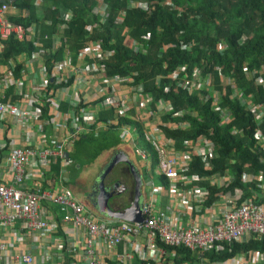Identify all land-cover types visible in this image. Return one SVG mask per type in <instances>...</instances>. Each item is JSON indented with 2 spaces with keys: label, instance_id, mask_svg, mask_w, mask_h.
Returning a JSON list of instances; mask_svg holds the SVG:
<instances>
[{
  "label": "built area",
  "instance_id": "built-area-1",
  "mask_svg": "<svg viewBox=\"0 0 264 264\" xmlns=\"http://www.w3.org/2000/svg\"><path fill=\"white\" fill-rule=\"evenodd\" d=\"M4 1L0 4V54L10 38L30 45L32 50L0 63V264H39L29 252L11 253L27 239L48 242L43 245L44 264H54L55 257L57 264H173L176 255L172 248L182 246L201 256L211 249L222 250L223 244L264 237V203L255 202L254 196L242 200L241 188L234 193H220L217 201L206 205L210 191L202 182L222 189L232 183L229 174L191 172L193 158L200 160L205 172L212 171L217 157L215 143L202 134L184 141L179 150L166 130L189 125L163 121L173 112L171 102L154 101L142 84H136L134 76L109 74L106 61L115 52L105 49L102 40L91 39L109 16L104 0H97L93 14L99 23L87 26L89 35L76 60L67 47L65 34L72 12L59 11L55 31L45 35L42 27H52V20L30 26L14 23L11 18L20 16L17 0ZM45 1H34L40 19ZM129 4V9L149 13L153 2ZM22 16L26 18L29 13L23 12ZM124 16L121 14L119 19ZM123 35L133 52H145L128 30ZM246 38L242 36L240 42ZM188 45L199 44L192 40ZM226 46L225 41H218L215 49L221 51ZM61 53L63 59L57 60ZM215 70L218 86L213 84L212 73L201 66H181L168 76L172 86L165 92L182 89L199 97L209 92L211 110L218 112L220 124H227L233 119L232 113L221 103L230 87L229 99L238 100L254 113L255 144L264 150V136L258 128L264 116V102H253L251 95L238 89L232 76L220 73L218 67ZM243 72L264 90V65L252 69L244 66ZM64 105L68 111L61 109ZM104 112L112 113V118L100 121ZM184 114L176 112L175 118H183ZM123 119L139 124L145 140L144 145L138 143L136 125L120 128L121 146L127 147L122 153L136 156L138 165L144 167L143 190L148 192L142 194L140 223L99 215L78 200L67 185L68 168L73 162L65 155L74 142L81 136H96L119 127ZM16 132L25 144L17 143ZM231 134L242 135V131L232 127ZM56 164L59 172L51 180ZM164 178L166 184H156V180ZM240 178L243 183L253 182L264 190L261 171L243 172ZM158 197L165 199L164 206H158ZM199 264L210 263L202 260ZM219 264H264V255L252 252L248 257L239 253Z\"/></svg>",
  "mask_w": 264,
  "mask_h": 264
},
{
  "label": "trees",
  "instance_id": "trees-1",
  "mask_svg": "<svg viewBox=\"0 0 264 264\" xmlns=\"http://www.w3.org/2000/svg\"><path fill=\"white\" fill-rule=\"evenodd\" d=\"M34 1L17 0L15 6L20 16L12 17L11 21L30 26L44 20H52V27H42L43 33L48 35L56 29L59 11L72 12V21L65 34L68 38L67 47L76 60L89 35L87 26L99 23L98 16L93 14L98 5L97 0H46L43 4V19L39 18V10ZM131 1L153 2L151 12L129 9ZM104 3L109 16L100 30L93 32L91 39L102 40L105 49L115 52L114 57L106 61L109 74L134 76L136 84H142L154 101L164 99L171 102L173 112L164 116L163 121H182L189 125L185 129L166 130L168 136L176 140L179 150L184 141L193 140L202 134L215 143L217 157L212 162V171L205 172L200 160L193 158L191 172L201 175L229 174L232 183L222 189L202 182L201 185L210 191L206 205L214 202L220 193L233 192L237 188L243 190V199L254 196L255 202L264 203V190L253 182L243 183L240 178L243 172L257 174L260 171L264 177V150L255 144L254 134L257 126L254 113L247 110L238 100L229 99L228 95L232 92L230 87L226 88L221 103L232 113L233 119L227 124H220L218 112L211 110L209 92L201 97L188 94L182 89L176 91L172 88L169 93L165 92V88L172 86L168 76L181 66H188L190 69L196 65L201 66L212 73L213 84L218 86V71L215 70V67H218L220 73L234 78L235 85L245 95H251L250 100L255 103L264 102L263 88L255 83L254 78L246 77L243 72L244 66L252 69L264 65V0H104ZM23 12H28L29 16L24 18ZM123 13L124 18L119 19ZM125 30L129 31L131 38L145 47V52L135 53L126 45L123 35ZM242 36L247 38L240 42ZM147 37L148 40L145 39ZM192 40L199 45L190 47L188 43ZM218 41H225L227 45L221 51L215 49ZM4 47L0 54V63L22 51L32 50L30 45L14 38L4 42ZM62 59L63 53L57 60ZM61 109L68 111L69 107L64 105ZM179 111H184L183 118H175L176 112ZM111 118L112 113L104 112L100 114L99 120L107 121ZM125 124L136 125L138 143L145 144L141 126L124 119L119 127H112L96 136H81L74 142L69 153L73 162L68 168L69 188L76 184L75 180L81 173H88V167L107 162L113 152L121 149L120 128ZM232 127L241 130L242 135H232ZM258 128L264 136V116ZM58 172L59 165L56 164L52 167L51 180L56 179ZM158 183L167 182L164 178L156 180V184ZM77 184L79 186L78 180ZM75 197L83 201V198ZM222 248L217 252L211 249L201 256L182 246L172 248L176 255L172 262L199 264L205 260L210 264H219L239 253L248 257L252 252L264 255V237L252 238L245 243L223 244Z\"/></svg>",
  "mask_w": 264,
  "mask_h": 264
},
{
  "label": "water",
  "instance_id": "water-1",
  "mask_svg": "<svg viewBox=\"0 0 264 264\" xmlns=\"http://www.w3.org/2000/svg\"><path fill=\"white\" fill-rule=\"evenodd\" d=\"M65 157L68 158L69 154L66 153ZM118 164H125L128 166L129 171L131 172L134 179V191L130 205L121 211H114L108 205V200L112 197V194L110 193L109 188H106L104 180L112 171V169ZM112 187V189H115V185ZM95 188L97 190V197H95L92 206L99 215L110 219L128 221L132 223H140L143 221L140 209L142 200V179L135 166L129 161L125 154L122 152H117L109 159L103 169L98 173L97 178L92 186V191ZM119 194L120 193L117 195Z\"/></svg>",
  "mask_w": 264,
  "mask_h": 264
},
{
  "label": "flooded vegetation",
  "instance_id": "flooded-vegetation-1",
  "mask_svg": "<svg viewBox=\"0 0 264 264\" xmlns=\"http://www.w3.org/2000/svg\"><path fill=\"white\" fill-rule=\"evenodd\" d=\"M116 153L117 151L113 152L111 154V157ZM128 159L133 165H134L133 162L138 164V161H137L138 158L136 156L129 154ZM94 177H97V175H95ZM104 184L106 188L107 187L109 188L110 193L112 194V197L108 200L109 207L113 209L114 211L123 210L126 206L124 204L119 203L117 200H113V199L114 197H117V196L126 195L127 199L125 200V202L126 201L129 202L133 197L134 179H133L131 172L129 171L128 166L125 164L116 165L112 169V171L109 173V175L106 177V179L104 180ZM109 184H112V186L115 185V189H112L113 187H110ZM96 192H97L96 188L93 189V191L92 189L91 190L89 189L86 192V194L83 196L85 203L92 209H93L92 203L94 202L95 197H97ZM118 193L120 194L117 195Z\"/></svg>",
  "mask_w": 264,
  "mask_h": 264
},
{
  "label": "rangeland",
  "instance_id": "rangeland-1",
  "mask_svg": "<svg viewBox=\"0 0 264 264\" xmlns=\"http://www.w3.org/2000/svg\"><path fill=\"white\" fill-rule=\"evenodd\" d=\"M111 157V156H110ZM110 159V158H109ZM108 161V160H107ZM136 167L139 168V165L135 162H133ZM106 162H102L98 165H92L87 168L88 173L86 175H82V173L77 177V180L79 181V186L77 184V180H75L76 184H73L70 186L72 193L74 196L83 198V196L86 194V192L90 189H92V186L96 180L97 177H94L95 175H98V173L103 169L105 166ZM143 170V169H142ZM94 177V178H93ZM69 182V178H68ZM110 187H112V184H109ZM126 195H121L114 197L113 200H117L119 203L124 204L125 206L128 205L132 201V199L129 202H125L126 200ZM162 198L158 197L157 198V204L158 206L161 205ZM104 217V216H103Z\"/></svg>",
  "mask_w": 264,
  "mask_h": 264
},
{
  "label": "crops",
  "instance_id": "crops-1",
  "mask_svg": "<svg viewBox=\"0 0 264 264\" xmlns=\"http://www.w3.org/2000/svg\"><path fill=\"white\" fill-rule=\"evenodd\" d=\"M18 137H19V134L16 132V133H15V139H16L17 143H19V144H21V145H23V144L26 143V142L23 140V138H22V139H18ZM121 149L125 150V149H127V147L122 146ZM139 167H140V168L138 169V171H140L141 169H144V167H143V165H142L141 163H139ZM4 179H5V177H4ZM47 179H48V178H47ZM44 185H45V188L47 189V188H48V185H47L46 183H44ZM146 192H148V189H147V191L143 190L144 196H145V193H146ZM82 202L85 203L84 200H83ZM164 203H165V199H162L161 204H162L163 206H164ZM85 204H86V203H85ZM86 205H87V204H86ZM50 208H51L52 210L55 209V207H51V206H50ZM10 241H11V240H10ZM12 242H15V239H14V238H12ZM45 244H48V242H47L46 240H43V241L40 242V243H39V242H38V243H34V242H32L30 239H27V241L25 242L24 245H19V246H17L15 249L11 250V253H12V254H17V255H19V254H21V253L29 252L31 255H33V256L36 258V260L38 261L39 264H44L43 258H44V253H45V252H44L43 245H45ZM68 261H69V259H68ZM53 263H54V264L59 263L56 257L53 258ZM47 264H49V263H47Z\"/></svg>",
  "mask_w": 264,
  "mask_h": 264
},
{
  "label": "clouds",
  "instance_id": "clouds-1",
  "mask_svg": "<svg viewBox=\"0 0 264 264\" xmlns=\"http://www.w3.org/2000/svg\"><path fill=\"white\" fill-rule=\"evenodd\" d=\"M1 2L3 3V2H5V1H4V0H1ZM121 147H122V146H121ZM125 147H126V146H125ZM122 151H123V149H118V150H117V152H122ZM123 154H124V153H123ZM129 154H131V153H129ZM126 156H127V158H128V155H126ZM138 160H139V159H137V161H138ZM108 161H109V160H108ZM108 161H107V162H108ZM107 162H106V163H107ZM134 166H135V165H134ZM135 168H136V167H135ZM136 170L138 171L137 168H136ZM138 173L140 174L141 179H142L141 193L143 194V170L138 171ZM212 175H219V174H212ZM219 176H224V175H219ZM225 188H226V187H225ZM237 189H239V188H237ZM235 190H236V189H235ZM235 190H234V191H235ZM241 190H242V189H241ZM234 191H233V192H231V191H227V192H229V193H234ZM227 192H226V193H227ZM242 192H243V190H242ZM243 195H244V193L242 194V198H241L242 200H243ZM132 198H133V197H132ZM83 200H84V199H83ZM131 202H132V201H131ZM131 202H130V203H131ZM130 203H128V205H126V207H128V206L130 205ZM126 207H125V208H126ZM93 209H94V208H93ZM101 216H102V215H101ZM105 218H106V217H105ZM114 220H115V219H114Z\"/></svg>",
  "mask_w": 264,
  "mask_h": 264
}]
</instances>
